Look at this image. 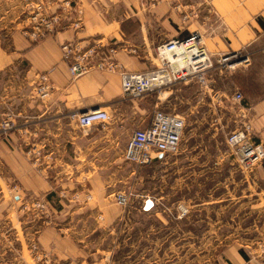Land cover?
Here are the masks:
<instances>
[{
  "label": "crops",
  "instance_id": "0c3cea01",
  "mask_svg": "<svg viewBox=\"0 0 264 264\" xmlns=\"http://www.w3.org/2000/svg\"><path fill=\"white\" fill-rule=\"evenodd\" d=\"M16 1L0 0V117L4 105L15 108L17 132H24V138L12 132L0 139V185L7 190L15 182L21 196L39 199L54 215L56 220L45 223L35 237L40 245L60 261L104 264L105 257L95 259L104 253L99 248L101 233L120 217L121 264H258L236 230L263 227L257 218L264 213V160L250 172L242 170L226 144L222 126L196 125L189 129V141L181 140L178 153L155 162L169 171L170 191L153 196L154 210L139 212L141 199L136 198L117 217L107 212L102 223L97 220L116 192L134 189L131 180L137 173L123 158L128 137L117 121L134 117L136 111L121 102L117 72L93 69L72 78L60 46L100 40L118 50L129 45L145 54L156 44L197 31L211 54L240 48L264 52V0L176 2L185 3V11L191 9L187 21L173 11L175 0L153 10H146L145 0H69L81 6L83 27L73 29L64 17L65 28L37 41L19 33ZM43 1L52 12H59L65 0ZM146 59L125 51L116 54L119 65L130 72L149 68ZM40 74L49 78L51 90L37 99L34 86ZM146 100L141 101V110ZM98 108L111 117L108 124L82 130L67 118L71 112ZM223 110L233 113L238 128L242 110L224 104ZM248 111L253 138L264 144V98ZM29 144L41 150L39 165L23 153ZM177 191L184 195L174 198ZM246 198L254 199L244 203ZM179 206L188 211L183 222L172 215ZM166 211L171 218L163 216ZM192 215L194 224L205 229L200 234L189 230ZM246 216L252 221L244 225ZM221 229L235 231L216 233Z\"/></svg>",
  "mask_w": 264,
  "mask_h": 264
},
{
  "label": "rangeland",
  "instance_id": "374dc122",
  "mask_svg": "<svg viewBox=\"0 0 264 264\" xmlns=\"http://www.w3.org/2000/svg\"><path fill=\"white\" fill-rule=\"evenodd\" d=\"M23 1H16L17 3L14 11L17 17L16 24H18L19 33L24 26V23H22L24 18H26V16L32 11L31 7H29V5L27 6V1ZM167 1L168 0H165L163 2L157 3L155 6H151L149 0H145L143 5L146 10H153L158 5ZM178 1L181 2V0H175L174 3L172 2L171 7L173 11L177 13L178 17L182 21L184 20L185 15H189V18H191V9L189 8V12L188 8L185 11V3H176ZM3 2H1L0 5ZM44 3L51 10L47 2ZM176 7L178 8L176 9ZM33 11L36 10L33 9ZM185 20L187 21V19ZM188 35L189 33H185L183 36L178 37V39L185 38ZM101 43L106 44L105 42ZM157 45L158 44L152 47L151 52L145 54H141L133 46L127 45V51L125 52L135 57L139 56L143 60H145V56H147L148 59L146 60L148 62L149 68L143 71H149L154 69L157 65L154 51ZM119 51L123 50H118V52ZM209 54L213 60V67L207 76V88H201L195 82H180L164 87L160 90L150 92L138 100L122 97L121 95L122 104L124 106L132 108L134 107V110L136 111V115L134 114V117L129 118L126 116L124 120L117 121L121 124L122 128L120 131L123 132V136L128 137L134 128L137 129L145 127V125L148 124L153 111L155 110L176 114L184 119L185 129L182 136L183 141H189V129L195 127L196 125H205L207 127L213 126L214 128L222 126L226 137L230 132L234 131L236 126L235 124L237 123L235 120H237V118L233 115V113L225 114L223 110V104L228 105L229 107H234V109L238 107V103L231 99L232 96L237 92L241 93L242 100L240 105L245 108L251 109V106L258 103L259 99L264 98V52L261 50L259 53H252L247 48H240L239 50L235 51L221 52L217 54H211L209 52ZM229 54L238 56V61L242 60L243 57H247L249 63L241 64L237 67L234 66V68H229L218 63V59H220V57ZM202 96H204V99H202ZM145 98H147V100L144 101L145 110H141L140 103ZM1 111H3V114L8 112L14 114L15 108H13L11 105H4L1 108ZM246 115L247 118L250 117L249 111H246ZM69 117L70 114H68L67 118L72 121ZM129 121H135L137 124H133V122L129 124ZM243 121L244 119L242 117L240 122ZM127 130L129 132L128 134L126 133ZM10 133L3 137H7ZM16 134H18L17 131ZM23 134L24 132L22 134H18L21 140L22 136L24 138ZM24 146L25 144L22 147ZM34 146L37 147L36 144H29L28 147L23 150L25 157H27L25 152ZM38 150L41 154L40 148H38ZM27 158L30 160L29 157ZM40 163L41 161L37 165ZM131 166L137 173L135 176L136 178H134L133 181L131 180V185H133L134 188L132 192L135 195L163 197L169 193L170 177L168 175L166 176L169 171L165 170V166L159 165L157 163H152L142 167H137L133 164H131ZM14 185H16L20 191L19 186L15 182L9 184V187L7 186V190L6 188L4 189L2 184L0 185V264H79V262L72 260L60 261L55 254L46 251V249L40 245V242L35 239V237L40 235L41 227L44 226L45 223L52 224L56 219L52 212H47V208L44 210L43 208L36 206L38 203L43 204V202H41L39 199L37 200L29 198L28 196H21L19 192L13 190ZM15 195L17 196L18 200L14 199L13 196ZM180 195H184V191H182V193L177 191L173 194L174 198ZM253 199L254 198H246L244 203L253 202ZM251 205L252 204H250L248 207H244V210H248ZM159 209L160 211H163V207L161 205H159ZM121 211V208L115 204L114 200H110L109 202L105 203L102 213L97 215L96 218L102 223L107 212L112 214L116 213L115 215L117 217ZM177 214L172 215L177 218ZM170 215L171 214H169L167 211L163 212V216L171 218L172 215ZM228 215L230 214H226V217H228ZM184 218L177 219L183 222L185 220ZM196 218L200 219L198 216H196ZM244 218L246 219L242 222V224L247 225L251 223V217L246 216ZM189 220H191L189 221V230H192L197 234H200L205 230L204 228H201L200 224H194L192 221L195 220L194 215H192L191 219ZM257 220H259L263 225L262 228L257 230L245 229L236 231H238V233L242 235L241 237L245 239V243H247L245 246H247L248 250L250 252H254L252 255L255 257V260L258 262V264H264V213L259 215ZM215 231L216 233H223L224 231L235 230L221 229ZM101 236L103 237V242L101 245H99V248L104 253H98L95 259L100 260L103 259L101 257H105L106 260L104 261V264H121L120 217L116 218L115 223L112 225L105 226ZM211 262L212 261H210V263ZM93 263H95L94 260L85 261V264Z\"/></svg>",
  "mask_w": 264,
  "mask_h": 264
},
{
  "label": "built area",
  "instance_id": "2783aa9c",
  "mask_svg": "<svg viewBox=\"0 0 264 264\" xmlns=\"http://www.w3.org/2000/svg\"><path fill=\"white\" fill-rule=\"evenodd\" d=\"M163 1L165 0H149L151 6ZM28 5L32 11L24 18L22 22L24 26L20 34L30 41L42 40L65 28L64 17L68 19L73 29L79 30L83 27L81 6L69 0L63 2L59 12H52L43 0H27ZM188 17L189 15H185L184 19ZM201 39L199 32H192L185 38L171 39L158 44L154 49L156 67L142 72H130L123 69L116 60L118 49L115 45L102 44L95 40L85 45L71 41L61 44L60 50L62 60L67 64L72 78H77L93 69L101 72H117L120 77L122 97L138 100L150 92L180 82H195L201 88H207V76L213 67V60ZM120 50L127 51V48H120ZM230 56L235 55L222 56L218 59V63L229 68L249 63L247 57H243L240 61L238 56L234 58V61L227 60ZM50 90L49 78L45 74L38 75L34 86L35 96L44 98ZM231 99L238 103V108L243 112L244 121L227 135L226 144L240 168L250 171L264 160V144L256 142L253 138V127L246 115V111L250 108L240 105L241 93H235ZM69 118L82 130L108 124L111 121L109 114L100 108L85 112H71ZM184 129V119L179 115L155 110L146 127L130 132L123 158L128 163L142 167L155 163L159 160V156L175 155L179 151ZM12 131H18L16 116L11 112L4 113L0 118V139ZM25 154L35 165L41 161V154L36 146L29 148ZM13 190L19 192L16 185L13 186ZM136 198L141 199L139 212L145 214L155 209L156 203L149 195L139 196L132 190H128L118 191L113 196L115 204L121 209L129 208ZM36 206L46 210L42 203ZM187 215V209L179 206L177 218L182 219Z\"/></svg>",
  "mask_w": 264,
  "mask_h": 264
},
{
  "label": "bare ground",
  "instance_id": "6f19581e",
  "mask_svg": "<svg viewBox=\"0 0 264 264\" xmlns=\"http://www.w3.org/2000/svg\"><path fill=\"white\" fill-rule=\"evenodd\" d=\"M202 40V39H201ZM234 58H236V56H230V58L229 59H227V60H231V61H234L235 59ZM239 65V64H238ZM233 66V65H232ZM235 66H237V65H235Z\"/></svg>",
  "mask_w": 264,
  "mask_h": 264
},
{
  "label": "water",
  "instance_id": "95a60500",
  "mask_svg": "<svg viewBox=\"0 0 264 264\" xmlns=\"http://www.w3.org/2000/svg\"><path fill=\"white\" fill-rule=\"evenodd\" d=\"M159 158H161V156H159Z\"/></svg>",
  "mask_w": 264,
  "mask_h": 264
}]
</instances>
